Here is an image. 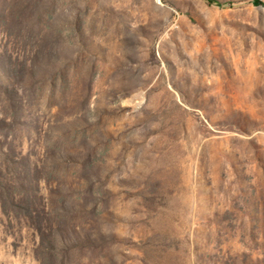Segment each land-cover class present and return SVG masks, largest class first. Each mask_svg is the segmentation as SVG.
Here are the masks:
<instances>
[{"label": "rangeland", "instance_id": "obj_1", "mask_svg": "<svg viewBox=\"0 0 264 264\" xmlns=\"http://www.w3.org/2000/svg\"><path fill=\"white\" fill-rule=\"evenodd\" d=\"M0 0V264H264V0Z\"/></svg>", "mask_w": 264, "mask_h": 264}, {"label": "trees", "instance_id": "obj_2", "mask_svg": "<svg viewBox=\"0 0 264 264\" xmlns=\"http://www.w3.org/2000/svg\"><path fill=\"white\" fill-rule=\"evenodd\" d=\"M207 1L210 2V3H215V2H217V0H207ZM254 2H255L256 4H260V3H261L260 0H254Z\"/></svg>", "mask_w": 264, "mask_h": 264}]
</instances>
